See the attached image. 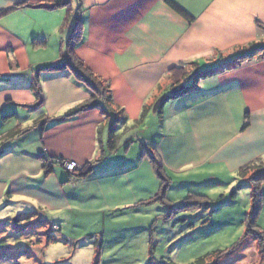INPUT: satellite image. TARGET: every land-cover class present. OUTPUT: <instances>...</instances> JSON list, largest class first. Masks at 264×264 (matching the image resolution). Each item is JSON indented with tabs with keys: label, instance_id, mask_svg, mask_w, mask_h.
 <instances>
[{
	"label": "crops",
	"instance_id": "obj_1",
	"mask_svg": "<svg viewBox=\"0 0 264 264\" xmlns=\"http://www.w3.org/2000/svg\"><path fill=\"white\" fill-rule=\"evenodd\" d=\"M170 1L184 15L165 0H0V218L13 204L41 215L90 206L97 198L88 193L112 179L124 181L129 197L148 191L136 183L149 179L155 190L147 196H155L149 158L126 153L132 138L121 134L130 122L141 126L137 140L159 158L171 188L208 186L213 174L264 161V58L233 62L264 46V0ZM73 32V58L109 85L126 121L99 109L67 117L89 100L88 89L69 67L39 71L68 60ZM180 66L209 74L161 104ZM152 115L157 126L142 127ZM43 155L92 170L75 181L62 167L45 171ZM185 166H212V176L174 183L169 172Z\"/></svg>",
	"mask_w": 264,
	"mask_h": 264
},
{
	"label": "rangeland",
	"instance_id": "obj_2",
	"mask_svg": "<svg viewBox=\"0 0 264 264\" xmlns=\"http://www.w3.org/2000/svg\"><path fill=\"white\" fill-rule=\"evenodd\" d=\"M153 117H148L142 127L157 126L158 119ZM126 128L122 141L132 138L126 153L128 157L138 156L144 147L136 136L141 126L130 122ZM126 149L127 143L122 145V154ZM122 154L112 155V159H120ZM42 162L47 172L59 166L74 176L90 165L79 167L75 162L45 155ZM179 171L169 172L174 183L211 177L213 168L204 166L195 171L185 166ZM253 171L254 168L243 177L238 172H212L217 179H209L208 186L169 188L166 200L163 197L165 204L150 203L156 195L147 196L146 192L155 190L149 179L136 183L148 191L130 197L121 188L124 181L112 179L104 188L100 186L88 193L97 198L90 201V206L86 201L57 214L45 210L44 215L38 208L6 206L3 210L9 211L0 218V264H198L201 258L199 264H264V243L259 235H264V182L259 188L262 197L257 220L250 225L247 219L255 191L249 180ZM155 178L159 181L156 175ZM195 195L206 196L208 206L177 209L181 204L195 202ZM133 200L138 202L133 204ZM100 202L103 205L99 211L91 212V207L101 205Z\"/></svg>",
	"mask_w": 264,
	"mask_h": 264
},
{
	"label": "trees",
	"instance_id": "obj_3",
	"mask_svg": "<svg viewBox=\"0 0 264 264\" xmlns=\"http://www.w3.org/2000/svg\"><path fill=\"white\" fill-rule=\"evenodd\" d=\"M165 2L169 6H171L172 8H174L175 10H177L178 12L184 15V13L180 9H178L170 0H165ZM258 27L260 26L258 25ZM76 42L77 40L75 39L74 32H73L68 42V46H69L68 51H67V55L69 57L68 60H65L64 59L65 57H63L60 60L61 61L60 63L51 65L49 67L42 68L39 70V71L56 72V71H63L66 69L65 67H69L74 77L77 79V81L88 89L90 93L89 100L85 102L84 104L78 106L77 108L71 110L67 114V117L75 116L84 111L99 109L106 116L112 117V120L118 119L123 122L126 121L123 111L113 106L112 94H111L109 85L103 80H100L99 78L90 74L80 62H78L76 59L73 58L72 56L73 48L75 47ZM257 58L258 59L264 58V46L262 45H259V46L253 45V46H249L248 48L241 50L240 52H238V55L236 56V59L233 62L237 64L241 61L253 60ZM231 66H233V64ZM192 74L193 72H187L186 68L183 66L173 69L170 73V78H171V81L173 82L171 85V90L169 93H167L164 96V98L161 100L160 103L163 104L169 100L181 97L195 90L198 78L208 75L209 72H203V73L196 72L195 74H193V76ZM37 93L39 94V91ZM7 116L8 114L4 116V119H6ZM143 116H144V112L142 113L141 118H143ZM111 139H114V138L112 137ZM143 155H146L149 158L153 166L154 173L159 178L160 187H161L160 195L157 196V193H156L155 198L150 203H155L156 201V202L165 204L166 201L164 202L163 200L165 199V194L167 196V192L169 188H171L170 186L171 181L167 177L166 173L164 172L162 163L160 162L157 156L152 155L146 147H143V152H141V156ZM263 163H264L263 161L253 162L251 164H248L242 167L238 171V174L241 177H243L246 175L247 172H249L251 169L254 168L253 174L249 179L250 181L253 182L254 185L252 183L251 184L255 186L254 194H251L252 211L250 212L247 218L250 225L255 224V221L257 220V217L259 214V203L261 202V197H262L259 188H260V184L264 182V167H261ZM91 170H92V166L89 165V168L83 173H80L75 176L69 172H67V174H68L69 179L72 177L73 179L76 178L74 179L75 181H80L81 179L84 180L85 176H87ZM251 191H252V188H251ZM161 193L164 196H162ZM193 198H195L196 203L189 202L191 205L189 203L181 204L180 206L177 207V209H181L185 211V209L190 206H195V207L199 206V208L200 207L202 208L203 206L204 207L208 206L205 203V201H207L206 196L195 195L193 196ZM186 200L187 199H185L182 202H185ZM199 201L201 202L198 204ZM26 225H29V222ZM259 235H260V238L263 239V243H264V235L260 232H259ZM202 261H203V258L199 259L197 263L199 264Z\"/></svg>",
	"mask_w": 264,
	"mask_h": 264
},
{
	"label": "built area",
	"instance_id": "obj_4",
	"mask_svg": "<svg viewBox=\"0 0 264 264\" xmlns=\"http://www.w3.org/2000/svg\"><path fill=\"white\" fill-rule=\"evenodd\" d=\"M70 166H71V168H72V165L74 166V164L73 163H71V164H69Z\"/></svg>",
	"mask_w": 264,
	"mask_h": 264
}]
</instances>
